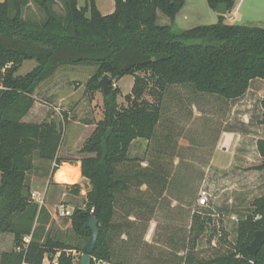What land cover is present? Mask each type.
I'll list each match as a JSON object with an SVG mask.
<instances>
[{"label":"trees","instance_id":"16d2710c","mask_svg":"<svg viewBox=\"0 0 264 264\" xmlns=\"http://www.w3.org/2000/svg\"><path fill=\"white\" fill-rule=\"evenodd\" d=\"M60 1L61 16L53 10L55 0H33L43 12L42 21L24 19L28 0L0 3V234L13 236V249L1 254L0 264H42L45 257L53 264L57 253L56 264H73L71 251L84 254L91 239L85 228L90 217L99 229L91 264H139L134 254L140 244L148 247L144 237L165 195L181 193L189 188L187 183L202 179V173L191 166L186 169L173 154L170 135L159 136L166 97H178L180 90L225 102L244 97L253 82H264V28L228 25L218 16L214 25L175 30L174 19L185 0H113L114 11L108 15L99 12L94 0L84 7L78 0ZM206 2L213 11L225 4L228 13L235 0ZM158 12L170 25L157 24ZM26 61H34L35 67L16 76ZM67 66L96 67L85 88L90 99L101 91L98 83L105 75L112 79L111 93L103 95V117L80 150V174L89 186L84 207L74 208L65 218L85 241L83 248L70 247L52 235L51 227L47 229L49 214L31 199L27 184L34 155L53 163L54 172L67 163L58 158L63 138L59 124L22 121L36 102L39 85ZM125 76L133 77V86L122 106L113 86ZM260 111L259 124L264 126V98ZM138 140L147 142V158L130 156ZM256 150L263 160L256 170L264 172V139L256 141ZM70 188L79 195V185ZM258 215L261 220H255ZM218 219L214 204L193 210L183 264H248L246 248L264 226V196L254 200L250 213L237 218L234 244L210 257H197L202 241L209 247L220 235L211 249L225 244L227 234L217 226ZM123 236L124 245L117 246L116 238ZM153 250L143 256L144 264L159 261L151 257ZM255 264H264V244Z\"/></svg>","mask_w":264,"mask_h":264},{"label":"rangeland","instance_id":"374dc122","mask_svg":"<svg viewBox=\"0 0 264 264\" xmlns=\"http://www.w3.org/2000/svg\"><path fill=\"white\" fill-rule=\"evenodd\" d=\"M3 0H0V3ZM88 0H78V6L84 7ZM101 14L111 12L113 0H95ZM237 12H226L224 23L235 26L264 28V0H235ZM53 10L63 15L60 0H55ZM23 17L28 21H42L43 12L33 2L23 9ZM173 28L186 31L199 26H209L217 23V14L209 8L206 0H185L181 10L175 17ZM170 20L158 12L157 24L170 25ZM35 67L34 61H26L18 70L16 76H25ZM96 67L76 66L62 67L53 77L41 83L34 93L35 104L29 113L22 119L25 123H42L53 121L61 126L62 143L58 151V158L65 160L58 172L65 168L70 172L72 180L68 183L55 179L54 164L33 157V165L27 173V184L31 197L35 194L41 200L49 214L47 229L51 227L52 235L64 241L68 246L83 248L84 240L75 235L68 220L54 218L55 207L59 204L70 209L83 208L88 182L81 177L80 169L77 174L75 168L79 159L83 157L80 150L84 142L91 135L95 124L103 117V94L95 93L90 99L86 93V83L94 74ZM133 77L125 76L114 83L113 89L119 90L118 104L126 106L125 96L131 92ZM178 97L167 96L164 101L165 118L158 130L159 136L170 135L169 146L174 153L186 164V169L202 173V179L196 184L187 183L189 188L183 192L172 191L165 195L162 202L151 217L150 223L157 225L145 247L139 245L134 256L139 264H144L143 256L152 249V258L159 260L156 264H183L188 236V228L193 210L196 208L198 193L205 190L209 194V205L214 204L220 214L218 224L227 234L225 244L214 248L213 244L201 242L196 251L197 257H210L215 253L223 252L228 245L234 244L236 220L244 217L252 210L255 199L264 196V172L256 170L263 160L257 153L256 141L264 139V126L259 124L260 101L264 98V82H253L250 90L241 99L234 102H225L216 97H195L190 92L180 90ZM64 115L67 116L66 120ZM232 130L233 133L227 131ZM235 136L234 152L228 156L230 164L220 168L218 163L224 157L222 147L227 144L231 136ZM147 142L135 141L130 150L131 157L147 158L145 150ZM216 156H219V158ZM169 162V161H168ZM178 159L174 158L172 167L175 170ZM185 166V165H184ZM192 176H190L191 178ZM193 178V177H192ZM192 184V187H191ZM79 185L81 191L75 195L70 188ZM193 188L192 193L189 194ZM56 216V215H55ZM149 228V227H148ZM218 228V227H217ZM141 232V230H139ZM148 231V229H147ZM146 231V233H147ZM139 232V233H140ZM146 235V234H145ZM126 237L116 238L117 246H123ZM140 242V239H139ZM144 242V241H143ZM13 249V236L0 234V256ZM73 264H79L81 252L72 250L70 253ZM56 256V255H55ZM54 256V257H55ZM42 264H48L43 262ZM96 264H107L98 262Z\"/></svg>","mask_w":264,"mask_h":264},{"label":"water","instance_id":"95a60500","mask_svg":"<svg viewBox=\"0 0 264 264\" xmlns=\"http://www.w3.org/2000/svg\"><path fill=\"white\" fill-rule=\"evenodd\" d=\"M218 16H225L227 12V7L225 4H218L215 10ZM112 79L110 76L105 75L98 83V87L103 92L104 96H108L111 93L110 83ZM85 228L89 229L91 232V239L87 246L86 252L80 257L79 264H91L92 257L91 254L94 250V246L97 242L99 235L98 221L94 217H90ZM264 244V226L262 230L256 231L253 234V239L250 245L247 246L246 252L248 255V264H255L256 255Z\"/></svg>","mask_w":264,"mask_h":264},{"label":"built area","instance_id":"2783aa9c","mask_svg":"<svg viewBox=\"0 0 264 264\" xmlns=\"http://www.w3.org/2000/svg\"><path fill=\"white\" fill-rule=\"evenodd\" d=\"M208 198H209V194L207 191L205 190H201L198 193V197L196 200V206L199 209H205L209 206V202H208ZM31 199L37 203L39 206L42 205L41 200H39V198L35 197V194L32 195ZM55 215L59 218H68L72 215L73 213V209H70L68 206H65L63 204H59L55 207ZM91 213H93V210L91 211ZM262 217L260 215L255 217V220H261ZM28 242V239H25V243ZM213 244V243H212ZM59 256V253L56 254V256L53 258L52 263L56 264L57 263V258ZM43 261H47L48 264H50V261L48 259V257H45V259Z\"/></svg>","mask_w":264,"mask_h":264},{"label":"crops","instance_id":"0c3cea01","mask_svg":"<svg viewBox=\"0 0 264 264\" xmlns=\"http://www.w3.org/2000/svg\"><path fill=\"white\" fill-rule=\"evenodd\" d=\"M95 4H96V2H95ZM97 8L99 10V7H97ZM232 10H234V13L237 12V10H238V5H236L235 2H234V8ZM113 11H114V2H113V5L111 6V12H113ZM99 12H100V10H99ZM175 19H174V22H175ZM217 22H218V15H217ZM235 143H236V138H235V136L232 135L231 138H229L227 144H225V146H221L222 147L221 148L222 152L224 153V157L222 159L220 158V162L218 163L220 168H226L230 164V161H228V156L231 155L230 157H232V154L234 152L233 150L235 148ZM217 157L219 158V156H216V158ZM77 164H78L77 168L80 169V163L78 162ZM73 168H75V167H73ZM79 175H80V173H79ZM53 216L56 219L57 216H55V214H53ZM130 220H132V219H130ZM153 231L155 232V234H154V236H155L156 235V227L154 229V224L150 223L148 231H147V233H146V235L144 237V242L147 245H151L152 244V240H151V242H148V241H149V238L152 237V232ZM43 262H46V261H43Z\"/></svg>","mask_w":264,"mask_h":264},{"label":"bare ground","instance_id":"6f19581e","mask_svg":"<svg viewBox=\"0 0 264 264\" xmlns=\"http://www.w3.org/2000/svg\"><path fill=\"white\" fill-rule=\"evenodd\" d=\"M75 171L77 174L79 173V170L76 167H75ZM55 179L59 182L68 183L69 181L72 180V176H71L70 172L67 171V169L63 168L55 175Z\"/></svg>","mask_w":264,"mask_h":264}]
</instances>
